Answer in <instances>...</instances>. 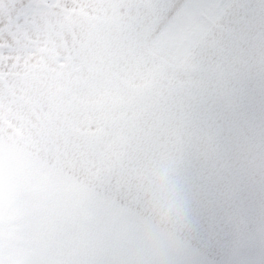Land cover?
Wrapping results in <instances>:
<instances>
[{"label":"rangeland","instance_id":"374dc122","mask_svg":"<svg viewBox=\"0 0 264 264\" xmlns=\"http://www.w3.org/2000/svg\"><path fill=\"white\" fill-rule=\"evenodd\" d=\"M7 3L0 0V9ZM230 4L17 3L19 17L0 18V170L28 176L17 186L48 187L42 201L80 203L71 206L81 224H93L97 248L130 252L140 182L162 180L165 192L175 182L193 227L185 255L161 264H262L264 236L242 241L248 227L234 226L217 197L226 162L219 140L244 132L217 82L212 26ZM150 149L158 151L142 164H124L131 152ZM162 168L170 176L162 178Z\"/></svg>","mask_w":264,"mask_h":264},{"label":"crops","instance_id":"0c3cea01","mask_svg":"<svg viewBox=\"0 0 264 264\" xmlns=\"http://www.w3.org/2000/svg\"><path fill=\"white\" fill-rule=\"evenodd\" d=\"M3 1L8 3L0 18L16 19L22 9L17 3L28 0ZM253 4L259 0H231L212 26L219 98H231L225 103L228 115L244 131L239 137L233 130L231 139L223 134L219 140L218 157L226 162L218 167L217 197L220 210L226 202L224 212L234 226L248 227L242 234L248 242L264 236V11L250 9ZM18 177L28 176L0 170V264H144L136 251L97 248L93 224L86 219L87 226L81 224L75 211L80 203L59 201L57 195L42 201L50 195L48 187L36 192L25 182L17 186Z\"/></svg>","mask_w":264,"mask_h":264},{"label":"clouds","instance_id":"9594fccd","mask_svg":"<svg viewBox=\"0 0 264 264\" xmlns=\"http://www.w3.org/2000/svg\"><path fill=\"white\" fill-rule=\"evenodd\" d=\"M264 11V0L250 9ZM162 178L170 176L160 169ZM162 180L155 184L141 181L130 208L129 232L134 248L149 264L173 261L186 253L193 227L191 215L179 198V186L173 182L167 192L161 190Z\"/></svg>","mask_w":264,"mask_h":264},{"label":"snow or ice","instance_id":"6c2138e0","mask_svg":"<svg viewBox=\"0 0 264 264\" xmlns=\"http://www.w3.org/2000/svg\"><path fill=\"white\" fill-rule=\"evenodd\" d=\"M156 151H158V149H150L142 152L141 151L131 152L127 160L124 161V164L127 167H135L139 164H142L149 155H154Z\"/></svg>","mask_w":264,"mask_h":264}]
</instances>
